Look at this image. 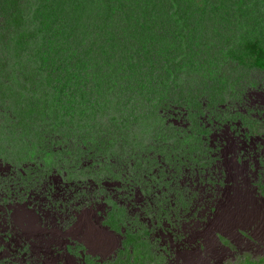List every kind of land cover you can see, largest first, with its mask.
<instances>
[{"label": "trees", "instance_id": "1", "mask_svg": "<svg viewBox=\"0 0 264 264\" xmlns=\"http://www.w3.org/2000/svg\"><path fill=\"white\" fill-rule=\"evenodd\" d=\"M86 1L0 0V55L2 56L0 81L5 74L8 84L16 76L20 78L18 81L20 83L24 78L28 81L27 96H30L23 101L22 110L26 112L22 120L30 128L33 129L34 126L37 128V141L43 142L45 147L49 148L52 142L62 144L71 139L78 142V151H83L77 154L78 151L73 148L68 146L64 148L60 157L62 162L69 164V167L62 166L60 170H65L68 175L77 173L80 178L66 179V173L61 174L55 169L59 185L57 186L56 182L51 187L49 182H43L39 195L47 192L48 195L45 197V202L40 203L42 211L37 209L38 215H34L38 220L40 219V225L37 224L36 230L41 231L40 226L44 230L50 227H62L59 228L61 239L65 241L70 239L67 232L69 228L78 226L79 233L86 228V221H80L78 215L84 210L96 209L99 197L106 203L108 200L113 201L107 205L106 213H110L115 207H118L124 215H141L142 209L147 214L156 206L157 209H162L163 200L160 191L163 187L160 183L156 185L155 179L153 181L150 178V168L153 166H150V161L155 152L151 150V154L148 153L149 148L160 147L154 146L156 143L152 141V145L146 142L135 150L132 142L128 144L121 142V136L126 134L122 131V127L140 131L144 128L145 138H148L149 132L158 129L155 117L163 111L165 115L169 111L178 112L180 106L190 105L199 98L192 96L199 91L191 94L190 89L185 87L194 85L193 81L185 82L188 78V70L195 66L190 61L192 57H189V54L192 53V56L195 54L198 59L208 51L213 50L211 52L213 54L216 49L229 46L231 37L225 26L228 25L230 30H233V27L242 28L244 12L241 6L246 2L251 4V1H254V8L264 0H92L94 4H102V10L96 16H90L93 6L90 0L89 3ZM132 21L137 24H133ZM217 36L219 38L217 43L210 42ZM46 38L56 40L54 42L62 45L67 40L70 41L74 54L73 69L86 62L92 64L90 67L92 72L97 67L110 66L105 74H98L94 78L99 90L96 91L95 101L90 103V106H86V113L89 115L85 122L80 121L78 115L70 120H64V116L49 117V110L55 98L62 96L66 86L70 85L68 81L63 80V77L73 73L68 71L63 59L60 60L61 68L56 72L55 79H51L45 70L40 72V68L45 63L34 55V45L46 43ZM201 39L203 42L200 41ZM237 48L241 49L238 57H235L236 53L233 50H228L218 59L224 61L221 70L226 71L227 67L230 69L231 62L234 61L239 66L245 56L252 58L251 66L264 69V51L258 46L257 41L243 42L242 45L238 44ZM15 58L16 61L13 60ZM25 58L29 60L26 61L27 67L23 63ZM226 58L230 60L227 63H225ZM32 64L35 65V69ZM56 65L55 61L54 66ZM62 71L65 72L61 73ZM199 71V74L202 71L199 85L204 86L202 76L209 83L211 72L209 67L208 70L206 67L205 71ZM34 74L37 78L46 79L47 86L34 80L32 78ZM225 74V79L223 77L221 79V76L215 77L217 83L214 84L222 86V80L229 82V72ZM169 81L171 82L168 83ZM78 89H73L75 95ZM205 89L204 92H207ZM37 90L39 99L33 94ZM150 94L155 97L158 94L159 97L153 100ZM22 96L19 92L12 100L11 96L0 94V102L1 104L7 102L5 106H12L11 111H15L18 108L17 98ZM124 98L125 103H123ZM147 100L157 103L159 111L157 112L154 107H148L143 111V115L138 117L135 115L136 118L132 122L122 125L128 120L129 113L132 114L135 110V106L142 102L146 103ZM88 107L91 113L87 111ZM160 135L161 141L163 135L162 133ZM219 140L223 145L224 139ZM226 145L227 143L221 149H225ZM239 146L240 144L237 147ZM162 151L167 152L164 149L159 150ZM224 155L218 158L219 164H224L232 158L230 153ZM240 156L241 154H238L236 157L238 162ZM166 158L186 160L183 156L170 154V157H166L164 154L163 158H155L156 164L164 166ZM187 158L193 162L196 160L194 156ZM87 161L88 163L85 164ZM219 164L216 161L209 162L205 166L188 163L187 168H181L176 173L178 185L182 184L184 188H194L193 191L198 190L197 192L202 193L201 200L205 202L198 206L200 210L204 209L203 215H210L214 206L223 202L232 189L227 182L229 171L225 170L226 164L223 169ZM97 173L105 174L104 178L93 180ZM200 173L203 175H199ZM208 178L213 184L216 182V186H209ZM241 183V179L237 178L232 186ZM29 202L28 209L32 208ZM46 210L54 215H44ZM15 224L16 228L12 230L18 231L14 236L19 239L14 245L10 244L15 252L19 248H31L30 243H40L38 236L27 238L26 234L30 229L26 230L20 224L16 222ZM109 226L113 228L112 225L108 224ZM43 240L45 244L57 245L55 241ZM79 256L81 255H77L76 258L78 259ZM43 258L44 255L40 250L35 253L30 250L26 264H41ZM58 264H63V261H58Z\"/></svg>", "mask_w": 264, "mask_h": 264}, {"label": "rangeland", "instance_id": "2", "mask_svg": "<svg viewBox=\"0 0 264 264\" xmlns=\"http://www.w3.org/2000/svg\"><path fill=\"white\" fill-rule=\"evenodd\" d=\"M90 1L93 6L90 16H96L102 10V4H94L92 0ZM86 2L89 3V0ZM253 3L254 1H251V4L246 2L241 6L244 12L242 28L233 27V30H230L228 25L222 24L228 29L231 37L229 46L216 49L213 54H211L213 50L208 51L198 59L195 54L194 56L192 53L189 54V57H192L190 61L195 66L188 70V78L185 82L193 81L194 85L185 87L190 89L191 94L199 91L192 95L199 98L190 105L180 106L178 112L169 111L165 115L163 111L155 117L158 129L149 132L151 138L149 136L145 138L146 130L142 127V131L122 127V131L126 134L121 136V142L127 144L132 142L135 150L146 142L152 145V141L156 143L154 146L160 147L149 148L148 153L151 154V150L155 152L150 161V166L153 165L150 168V178L153 181L155 179L156 185L160 183L163 187L160 191L163 205L154 204L162 205V209H157L156 206L147 214L142 209L141 215H124L118 207H115L110 213H106L107 205L113 201L108 200L106 203L99 197L96 209L84 210L78 215L80 221H86V228L81 233L78 232V226L69 228L67 232L70 239L67 241L61 239L62 227H59L60 229L50 227L44 230L40 226L41 231L36 230L37 224L40 225V219L38 220L34 215H38L37 209L42 211L40 203H44L48 195V192L39 195L42 190L40 186L43 182H49L51 187L56 182L57 186L59 185L55 169L63 174L66 171L60 168L69 167V164L62 162L60 155L66 146L78 151V142L68 139L62 144L52 142L49 148H46L43 142L37 141V128L35 126L33 129L30 128L22 120L26 112L22 110L23 101L30 96H27L28 81L24 78L20 83L18 82L20 78L16 76L8 84L7 75L2 77L0 94L11 96L12 100L19 92L23 96L17 98L18 108L15 111H11L12 106H5L7 102L3 104L0 102V264H26L30 250L33 253L37 250L41 251L44 255L41 264H58V261H63V264H264V215H251L253 211L250 212L258 206L264 208V167L256 174L261 178L257 185H261L262 202L258 201L260 196L254 195L257 201L255 202L252 200L251 188L248 194L243 193L244 168L242 163L235 160V154L239 151L233 149L240 144L237 147L240 150L243 147V140H247L249 136L264 134L263 108L258 107L257 104L250 105L246 100L250 91H264V69L251 66L250 56L243 57L241 59L243 62L239 66L236 65V61L231 62L232 66L230 69L227 67L226 71L221 70L224 61L218 60L228 50H233L236 53L235 57H238L241 49L237 46L242 45L243 42L249 43L255 40L264 51V1L254 8ZM132 23L137 24L133 21ZM217 39L218 36L210 42L217 43ZM54 41L56 40L46 38V43L34 45V55L45 63L40 68V72L45 70L51 79H55L56 72L61 68L60 60L63 59L68 71L73 74L68 73L63 77V80L68 81L70 85L66 86L62 96L55 98L49 110V117L64 116V120H70L78 115L80 121L85 122L89 115L86 113V106H90V103L95 101L96 91L99 90L94 78L98 74H105L110 66L97 67L92 72L90 68L92 64L86 62L73 69L74 54L70 41L67 40L64 45ZM200 41L203 42L202 39ZM204 42L207 43V40L204 39ZM13 60L16 61V58ZM26 61L29 60L25 58L23 61L25 67H27ZM55 61L56 66H54ZM229 61V58L225 59V63ZM32 65L35 69V65ZM206 67L207 70L209 67L211 72V80L208 83L202 76L204 85L202 86L199 85L202 75V71L199 74V70L205 71ZM228 72L229 82L221 81ZM220 76L222 86H217L214 84L217 83L214 78ZM32 78L47 86L46 79L37 78L35 74ZM72 87L79 88L76 95ZM204 89L207 92H204ZM33 94L37 99L40 98L38 90ZM150 97L154 100L159 96L150 94ZM125 102L124 98L123 103ZM148 107H154L157 112L159 111L157 103L147 100L146 103L137 104L132 114L129 113L128 120L122 125H127L134 118L143 115V111ZM87 111L91 113L89 107ZM160 133L163 135L161 141ZM219 139H224L223 145ZM53 140L55 141L54 138ZM225 143H227L225 149H221ZM161 149L167 152H159ZM178 151L180 153H177ZM78 153L81 154L83 151L80 150ZM227 153H230L232 158L224 164H219L218 158L223 154L227 156ZM164 154L166 157H170V154L183 156L186 160L166 158L164 166L156 164L155 158H163ZM192 156L196 157L194 162L187 158ZM212 161H216L221 169L226 164L225 170L231 173H228L227 180L230 189L237 178H240L242 183L235 184L225 200L214 206L210 215H203L204 209L200 210L198 206L205 202L201 200L202 193L197 192L198 190L193 191L194 188L178 185L176 173L181 168H187L188 163L205 166ZM87 163L88 161L85 164ZM254 173L255 171H251L250 179H253ZM97 174L93 180L104 178L105 174ZM66 175V179L69 180L80 178L77 173L69 175L66 173ZM156 177L160 179L157 180ZM207 184L216 186V182L213 184L209 178ZM28 202L32 207L30 209L27 208ZM44 215H54V213L46 210ZM230 215L239 216L230 217ZM242 215L251 217L246 218ZM15 222L26 230L30 229L26 234L28 239L38 236L40 243H30L32 245L30 250L24 247L15 252L11 246L19 239L14 236L18 231L12 230L16 228ZM108 224L113 228L108 227ZM23 234L25 235V232ZM43 239L48 242L55 241L57 245L45 244ZM77 255L81 256L77 259Z\"/></svg>", "mask_w": 264, "mask_h": 264}, {"label": "flooded vegetation", "instance_id": "3", "mask_svg": "<svg viewBox=\"0 0 264 264\" xmlns=\"http://www.w3.org/2000/svg\"><path fill=\"white\" fill-rule=\"evenodd\" d=\"M248 104L255 105L257 104L258 107H262L264 111V91L262 92H249L246 98ZM264 113V112H263ZM232 137V136H231ZM233 139V138H232ZM242 148L239 150L237 146H234L233 149H237V152L235 154V160H238L236 157L238 154H241L240 156V162L242 163L244 168V174L243 180L245 179L244 184V190L243 193L248 194V190L251 188L250 192L252 195V200L257 202L254 198V195L260 196L259 202H262V193H261V185L257 183L259 180H261L260 176H257L259 170H262L261 168L264 167V134L258 135V136H249L247 140H243L242 142ZM255 171L253 174V179L249 178V174ZM253 182V184H252ZM233 187V186H232ZM231 187V188H232ZM252 212L251 215H264V208L263 206L255 207V209H251L250 212Z\"/></svg>", "mask_w": 264, "mask_h": 264}, {"label": "bare ground", "instance_id": "4", "mask_svg": "<svg viewBox=\"0 0 264 264\" xmlns=\"http://www.w3.org/2000/svg\"><path fill=\"white\" fill-rule=\"evenodd\" d=\"M231 216H239V215H230V217H231ZM242 216H245L246 218H247V217H251L250 215H242ZM239 218H240V217H239ZM241 219H242V217H241ZM244 219H245V218H244ZM245 220H246V219H245Z\"/></svg>", "mask_w": 264, "mask_h": 264}]
</instances>
